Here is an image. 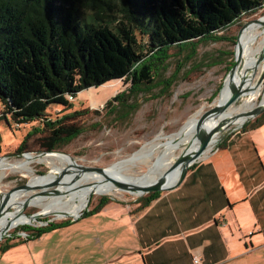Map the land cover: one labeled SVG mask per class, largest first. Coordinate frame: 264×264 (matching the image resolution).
<instances>
[{"label": "trees", "instance_id": "1", "mask_svg": "<svg viewBox=\"0 0 264 264\" xmlns=\"http://www.w3.org/2000/svg\"><path fill=\"white\" fill-rule=\"evenodd\" d=\"M263 6L264 0H0V123L10 127V117L19 130L39 122L47 134L41 149L59 150L71 135L64 123L72 115L52 121L49 107L71 109L78 92L119 83L126 89L103 108L125 115L134 108L127 99L154 85L153 65L171 48L194 47ZM263 125L264 113L244 131ZM1 144L0 138V154ZM159 194L138 198L135 213ZM110 203L102 198L86 214ZM70 223L21 228L28 237L17 243ZM17 243L1 245L0 254Z\"/></svg>", "mask_w": 264, "mask_h": 264}, {"label": "crops", "instance_id": "2", "mask_svg": "<svg viewBox=\"0 0 264 264\" xmlns=\"http://www.w3.org/2000/svg\"><path fill=\"white\" fill-rule=\"evenodd\" d=\"M264 264V125L231 134L145 209L110 203L0 254V264Z\"/></svg>", "mask_w": 264, "mask_h": 264}, {"label": "rangeland", "instance_id": "3", "mask_svg": "<svg viewBox=\"0 0 264 264\" xmlns=\"http://www.w3.org/2000/svg\"><path fill=\"white\" fill-rule=\"evenodd\" d=\"M263 17L264 6L253 14L249 13L243 16L238 22L216 33L214 37L196 42L194 47L171 48L168 51V58L164 62L155 61L153 65L154 85L142 89L141 92L127 99V105L134 108L125 115H122L123 112L119 108L115 110L103 108L114 96L126 89L124 85L119 83L78 92L71 103V109L65 110L58 106L49 107L48 113L52 121L62 116L72 115L64 123L65 127L72 131L67 138L68 142L56 151L68 154L78 166L108 169L110 166L127 159L145 145L155 144L159 148V145L178 133L189 119L196 114L201 116L204 111L218 104L228 74L236 64L234 49L241 28L248 22ZM258 77L254 78L253 82H257ZM247 98V96H243L227 111L237 110ZM263 99L264 77L260 83L259 94L253 101V108L257 107ZM2 110L0 104V115ZM96 111L98 112L96 113ZM75 112L77 114H74ZM254 119L244 122L240 127L232 125L229 130L221 132L212 148L205 153L200 161L216 154L223 148L222 142L224 140H227L231 134L244 131ZM8 121L10 127L5 122L0 123L2 143L0 159L15 164L22 161L25 155L38 158V155L46 153L40 147L42 140L47 135L42 132L41 123L20 125L18 130L10 117H8ZM28 135L30 136L27 137ZM26 137L24 149L17 152V148ZM158 137L159 139L156 140ZM182 149L183 147H180L174 152L175 157L180 155ZM41 158L43 157L38 159ZM46 160L43 159V162L34 161L30 164V169L35 176L41 177L50 173L51 165ZM59 164L55 163L54 165L61 168L62 165ZM148 166H136L127 174L134 178L140 177L147 172ZM64 168L62 166V169ZM76 171V169L70 170L73 174ZM0 175V195L12 189L18 190L27 184L30 185V177L20 171H0ZM72 177L74 176H69L71 179ZM55 180H57V176L54 177ZM63 181V178L59 179L54 187L48 188L47 192L55 193L62 187ZM38 189L27 191L30 192L27 195L39 193L40 190ZM18 192L14 193L18 195ZM77 194L80 195L81 192ZM59 195L53 194L54 197ZM102 198H109L126 205L135 213L138 207L137 199L140 197L121 191L108 195L93 194L87 198V203L81 211L82 215L95 208ZM14 210L15 208L11 207L6 212L10 213ZM19 213L16 218L39 215L41 210L38 207L27 206L24 211L21 210ZM7 220H11V217ZM65 221H71V218L57 219L54 215H46L26 224H19L1 238L0 246L26 239L27 236H23L22 233L25 235L28 233L23 232L21 228H26V231L30 233L33 230L44 229L48 225L60 224Z\"/></svg>", "mask_w": 264, "mask_h": 264}, {"label": "bare ground", "instance_id": "4", "mask_svg": "<svg viewBox=\"0 0 264 264\" xmlns=\"http://www.w3.org/2000/svg\"><path fill=\"white\" fill-rule=\"evenodd\" d=\"M234 50L236 65L232 70L231 81L237 86L242 83L245 84L248 89L244 96H247L248 98L243 101V104H241L237 110L227 111L223 118L215 121L216 124L222 123L225 120H230L232 117L239 116L245 112H250L254 109L252 104L259 94L261 82H253V79L257 76H259L258 80L261 76L264 77V60L256 63L258 57L264 53V17L253 22L250 21L243 26L238 34L237 45ZM252 75L253 77L251 78ZM231 81L228 78L225 81L224 87L220 93L218 104L223 103L229 97V84ZM261 103L264 105V99ZM199 118L200 115L196 114L189 119L178 133L174 134L163 144L159 145V148L155 144L145 145L142 149L127 159L105 169V175L112 179L134 185H146L155 181L172 166L178 157H175L174 153L178 148L183 147L182 152L180 153L182 154L189 143L192 142V145L188 149V153L196 149L198 143L195 139L193 140V137L195 135V124ZM244 122V118H239L234 123V126H241ZM158 139L159 137L156 140ZM42 157L43 158L38 159L40 157L34 158L33 156L25 155L22 161L15 164L7 163V160H0V171L12 170L13 172L20 171L22 174L25 173L30 177L29 186L39 187L38 190H40L39 193L34 195H27L30 192L25 190H20L18 195H16L17 193L12 194L8 206L10 208L14 207L15 210L14 212L4 214L0 219V236L2 230L6 226H9L10 230L19 224L23 225L34 220L33 218L26 216L16 218V216L20 214L19 212L22 210V204L26 199H30L28 206L40 208L41 213L39 216L54 215L57 219H62L74 216L83 210L87 203V198L93 194L108 195L117 192L111 183L106 182L103 175L80 172L78 175L74 176L76 173L73 174L69 172V176L74 177H72V179L69 178V176L64 177V181L61 184L62 187H60L55 193H48V185H50L54 181V177L63 170L62 166L65 168L68 166V169L75 170V163L69 158L55 153ZM43 159H47V163L49 162V165H51V171L46 176L37 177L32 173L30 164L34 161L43 162ZM55 163H60L59 165H62L61 168L56 167L54 165ZM139 165H149L147 172L144 175L134 178L127 174L131 169ZM177 174V170L172 173L169 184H172L175 181ZM79 192H81L80 195L77 194ZM53 194L60 195L54 197ZM14 216L15 218L12 219ZM10 217L11 220H7Z\"/></svg>", "mask_w": 264, "mask_h": 264}, {"label": "water", "instance_id": "5", "mask_svg": "<svg viewBox=\"0 0 264 264\" xmlns=\"http://www.w3.org/2000/svg\"><path fill=\"white\" fill-rule=\"evenodd\" d=\"M263 60H264V53H262L258 57V60L256 61V63H259ZM234 66H233V68H234ZM233 68L230 70L228 77H227L230 81H231V75H232ZM252 77H253V75L251 76V78ZM262 79H263V77L261 76L259 78V80L257 81V83L261 82ZM247 89L248 88L245 84L242 83L241 85L237 86V85H235V83H233L231 81V83L229 84V90H230L229 97L223 103L217 104L216 106L204 111L202 113V115L200 116V118L196 121L195 135L193 137V140L195 139V141L198 143L196 149L191 151L190 153H188V149L192 145V142L189 143L186 150L176 158V160L174 161L172 166L168 170H166L160 177H158L155 181L148 183L146 185H134V184L125 183V182L118 181V180L112 179L110 177H107L105 175V169L106 168L81 167V166H78L76 164L74 165V167L77 171H76V174L74 176L78 175L80 172H83V173L87 172V173H92V174L103 175L106 182L111 183L112 186L117 191L126 192L128 194L135 195L137 197L149 195L152 193L169 192V191L176 189L182 183L184 178L186 177L189 169L194 164L198 163L200 161V159L205 155V153L209 149L212 148L213 144L216 142L217 136L221 132L229 130V128L232 125H234V123L239 118H244L245 122H246V121H250L254 118H257L259 115L264 113V105L262 103H260L257 105V107L252 109L250 112H245L239 116L232 117L230 120H227V121L225 120L222 123H218V124L215 123V121L223 118L226 115L227 110L233 104H236L245 95ZM238 127H240V126H238ZM54 153L62 155L64 157H67L70 160H72L68 154H65V153L59 152V151L42 153V154L38 155L37 157H42V156H46L48 154H54ZM34 158H36V157H34ZM68 170H69L68 168H64L57 175V180L53 181L50 185H48V188L54 187L57 184L56 182L59 179L64 178L66 176H69L70 171H68ZM176 170L178 171L177 177L172 184H169L170 176ZM71 173H73V172H71ZM38 188L39 187H32V186H29L27 184L18 190L12 189L11 191H9L3 195H0V219L2 218V216L4 214L7 213L6 210H8V208H10L8 206V203L10 202L11 196L14 192L20 191V190H25V191L36 190ZM29 200L30 199H26L24 201V203L22 204V210L23 211L29 205ZM81 211L78 212L77 214H75L74 216H70L68 218H71V221L77 220L79 217L82 216ZM43 216H46V215H43ZM27 217L33 218L35 220L36 218H40L42 216H39L37 214V215L27 216ZM8 231H9V226H6L2 230L0 240Z\"/></svg>", "mask_w": 264, "mask_h": 264}, {"label": "built area", "instance_id": "6", "mask_svg": "<svg viewBox=\"0 0 264 264\" xmlns=\"http://www.w3.org/2000/svg\"><path fill=\"white\" fill-rule=\"evenodd\" d=\"M71 99H72V98H70V100H71ZM72 101H73V99H72ZM22 235L28 237V235H25L24 233H22ZM27 237H26V238H27ZM193 261H194L195 264H197V263L199 262V260H198L197 258H194Z\"/></svg>", "mask_w": 264, "mask_h": 264}]
</instances>
